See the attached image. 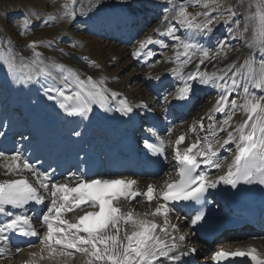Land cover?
I'll return each mask as SVG.
<instances>
[{"label":"snow or ice","instance_id":"obj_1","mask_svg":"<svg viewBox=\"0 0 264 264\" xmlns=\"http://www.w3.org/2000/svg\"><path fill=\"white\" fill-rule=\"evenodd\" d=\"M169 3L171 4L172 0H169ZM188 6H199L205 11L191 13L187 10ZM221 7V0H187V3L181 4L178 9L173 6L175 24L169 21L163 33L154 30L161 37H170L174 42L172 45L174 57L179 63L173 71L182 81V86L177 89L176 99L190 100L193 88L188 80L197 78L201 83H211L220 90L218 99L207 115L210 121L206 129L207 135L203 137L197 135L183 151L179 146L186 140V135L182 134L175 140L173 150L178 165V179L166 182L164 190L160 193H156L153 185H148L146 192L138 193L134 191L137 182L124 177L86 179L81 175L77 177L74 185L70 182H52L47 171L40 172L28 159L22 157L21 150L14 151L10 156L0 151V161H2L0 168L4 169V175H18L21 170H27L39 184V188L35 187L26 177L0 182V214L7 217L6 222L0 223V242L9 240L7 235L9 232H18L23 236H38L37 231L31 226L30 217L19 210L24 209L30 202L43 203L44 198L40 195V189H43L51 196L50 204L42 215L46 232L40 238L43 246L41 253L47 250V258H70L74 253H80L87 258L86 264H163L160 259L162 257L176 264L179 257L172 253L178 245L175 242L176 238L168 232L169 226L173 230L177 228L176 224H170L168 220L171 202L190 201L201 204L206 200L205 194L209 188H215L219 182L230 185L233 189L241 183L255 182L264 185V95H258L253 91V89L264 91V59L260 61L258 68L250 56L238 68L235 64H229L216 72H201L198 77L190 74L187 80L183 73L184 67L192 63L196 52L200 53V64H203L205 60L225 55V49L230 48V45L220 40L216 44L217 51L210 54V49L194 42V36L177 35V32L183 29L187 33H200L208 37L213 31V25L219 22L210 13ZM234 7L230 6L226 11L229 19L239 26L240 20L236 18ZM251 7L250 4L249 8ZM164 11L168 13L169 9L166 8ZM68 14L74 15V13ZM200 16L204 19L198 20ZM165 20H168L167 16ZM244 20V29L237 35L243 36L248 31V23L251 22L253 35L249 47L264 49V0H255V10L248 12ZM25 23L27 24V21ZM228 31L232 33L233 29L229 28ZM146 44H164V40H154L149 36L140 43V49H144ZM28 47L32 49V58L20 57L19 64L18 54L13 53L11 47L7 55L0 57L7 66L9 74L16 75L19 69L28 70L27 75H17V82L27 84L35 76H44L51 80L54 86L47 88L45 95L50 100L59 99V107L68 116L87 117L92 111L93 103L105 107L109 90L105 86L104 79L96 80L92 76L82 79L75 70L59 64L51 66L52 69H59L54 75L41 59V53L36 51V42H30ZM140 54L139 50L133 53L134 56ZM148 55L151 56L152 53L149 52ZM240 77H243L242 84ZM73 86L75 90L66 91ZM238 87L242 88V103H238L239 97L229 99ZM53 92L56 95H50ZM116 95L115 92L111 93L113 99ZM164 100L167 101L168 97L165 96ZM140 106L147 108V105L137 107ZM116 110L128 114L133 112V106L126 100H120ZM237 111H242L246 119L233 126L232 122ZM212 112L223 114L224 119L217 122L213 119ZM203 121L204 117H201L190 130L195 132L197 124L200 129H205ZM221 133H226V138L223 140L219 138ZM74 134L80 135L79 132ZM153 134L155 135V132ZM157 140V143L145 141L146 147L154 155L165 151V141L159 137ZM230 143L235 144V155L227 165V171L215 181H209L204 171H197L200 164L222 168L223 163L220 161L218 151L219 148ZM217 145L219 148L216 147ZM137 195L145 196L149 202L159 198L164 203L157 204L151 213H144V218L132 211L124 212L117 206L120 201L134 199ZM84 207L92 210L84 211L82 215L76 217L75 222L64 218L65 214L74 213ZM204 215V211H197L191 219V224L197 225L204 219ZM148 216L164 217L163 224L148 219ZM129 226H131L130 231ZM179 239L184 240L185 237L180 236ZM2 251L3 249H0V252ZM19 251L18 248L17 252ZM191 251L195 252V249ZM31 255L36 256V253ZM230 257H250L255 264H264V259L256 255L255 248L246 251L221 249L214 253L213 259L222 261ZM44 258L43 255L40 256V259Z\"/></svg>","mask_w":264,"mask_h":264},{"label":"rangeland","instance_id":"obj_2","mask_svg":"<svg viewBox=\"0 0 264 264\" xmlns=\"http://www.w3.org/2000/svg\"><path fill=\"white\" fill-rule=\"evenodd\" d=\"M123 1L124 0H0V57L7 55L9 47H11L12 52L18 54L17 63L19 64L20 57L24 56L25 58H32L33 52L28 45L30 42L35 41L36 51L41 53V59L44 61V64L53 71L54 75H56L59 69H52L51 66L53 64L64 65L66 68H71L79 73L81 78L88 72V74H91L94 78H97L100 75V78L98 77L97 80L103 78L105 81L104 76L107 75L110 78H113L115 83L117 82L119 88L122 87L123 90L121 89L116 93L118 94L119 92L122 93L125 91V93L130 96V101L133 100L132 102H134L144 97L151 98L148 95H153L152 90L147 88L145 85L146 76H144L143 70L145 68L142 67L143 65L141 62L139 63L138 60L136 61V56L133 55V48L136 47L138 39L142 36L144 37L146 33L149 34L150 31L155 32L154 30H159L160 33L161 31L163 33L168 26L169 21L175 24L176 22L173 19L175 11L172 10L173 6L178 9L181 4H186L187 0H172L170 5L168 4L169 0H160L162 3L159 0H155L152 6H156V17L153 16L154 18H151L150 16L148 18L150 15L149 13L152 12L148 13V11H145L147 12V16L144 15V19L140 21H144L148 24V28L146 27L147 29H143L145 25H142L140 26L141 28H139L137 24H130V26H132V30L136 33L133 37H130L131 32L130 30L128 31L127 24L125 25L124 23L126 28H123V31L121 30L123 27V21L121 20L122 14L116 10V7H120ZM125 1H129L128 3L131 5L132 9L130 8L129 10H133L135 6L138 8V6L144 5L143 3L146 0ZM120 2L121 5H119ZM110 3H112V7L115 8L111 9ZM221 3L222 7L220 9L210 13V15L215 16L219 21L213 25V31L210 34L211 37H214V45L212 46V42L210 40L195 39L208 43V47L211 46L209 47L211 53H215L217 51L216 44L220 40L225 41L226 44L230 45V48L225 49V55L219 56L216 59H208L203 64L195 61L194 63L198 64V68L193 72L190 71V67L194 63L189 64L186 68L187 70L185 69V71H188L191 75L208 71L211 67H215L214 69L216 71L224 69L227 65L226 62L231 58V61L235 59L232 64H235V67L237 68L244 63L246 58H249L250 56L255 61L257 68L259 67L260 61L264 59V49L249 47L250 38L253 35L251 22L248 23V31L243 36L237 35L238 32H242L244 29V17L248 12L255 10V0H221ZM87 4H92V7H88V9L92 10V12H87V8L85 7ZM250 4L252 5L251 8H249ZM65 5H68V7H65ZM161 6L168 8L169 12L165 13L164 9L161 11ZM230 6H235L233 10L237 13L236 18L240 20L239 26L235 25V23L229 19V15L226 10ZM98 8H100V12L98 11L99 13L95 11ZM102 8L104 11L101 10ZM110 10L112 11L109 12ZM187 10L191 13L205 11L199 6H188ZM103 12H106V16L108 17V21H101L104 28L102 25L98 27H91L88 25L94 17L99 19ZM221 12L224 14L220 15ZM68 13H74V15H69ZM127 14L128 13L125 11L126 16ZM158 16L159 19H156ZM165 16L168 17L167 21L165 20ZM115 17L120 18V24L117 23V21L112 23ZM131 17L133 16L130 15L129 12L128 18ZM146 19L148 22H151L148 23ZM203 19V16L198 17V20ZM26 21L27 24L25 23ZM224 21L228 22L225 23ZM114 25L118 26V29H113L110 32L111 35H108L110 38L107 37L106 34H103V32H107V28L113 27ZM217 28L220 30H222V28L225 29L224 31L217 32L214 30ZM229 28L233 29L232 33H229ZM123 32L124 34H127L129 38L124 41L116 39V33L122 34ZM190 34L196 36L195 33H185L182 31L177 32V35H181L182 37ZM197 34L202 35L200 33ZM158 37L160 38L161 36L155 32L154 38ZM166 38L169 39L166 40L167 44L163 45L165 48L160 49L155 61L156 63H162L167 57L165 55L171 56L174 53V49L172 47L174 42L170 37ZM241 50L243 51L242 56L238 57V53ZM90 69H95V71L91 73L88 71ZM233 71H235V68ZM135 72H137V74H135ZM18 74L27 75L28 70L19 69ZM18 74H9L3 59H0V128L2 127L4 130H6L10 122L15 124L19 123L21 120L17 127L19 129L26 122L25 116L29 113L31 106L36 103L35 101H37L40 97L42 98V95L45 94V90L47 88L54 86L52 81L46 79L44 76H37L27 84L19 83L17 82ZM64 74L66 75L67 73ZM82 79L85 78L83 77ZM239 80L241 84L244 82L243 77H240ZM249 87L251 88L252 86L250 85ZM238 88L239 90L237 91L239 93H234L233 96H229V99L239 97L238 103H242V88ZM72 90H75V86L66 91ZM253 91H259L262 93V90L260 89H253ZM41 92H44V94L41 95ZM171 92L172 89L170 93ZM213 92L215 93V91ZM216 92L218 91L216 90ZM208 94H202L203 96L201 95L202 100L204 99V101L201 100L198 106L193 109L194 114L188 118V122H190L192 117H194L195 114H197L204 106L206 107L207 104H211L213 102L212 96L216 93L213 95ZM51 104V106L54 107L59 104V101L56 100L54 101V104L53 102H51ZM117 105H119V102L116 106ZM211 114L213 115V113ZM11 115H14L15 117L17 116V118H12L10 117ZM240 115L241 114L238 111L235 118L240 117V119H236L235 123L240 122L241 118L245 114H243L242 117ZM64 126H66V124ZM22 141L20 143H22ZM225 157L228 158V156ZM170 169L171 167H168L166 172L160 176L159 180H163L168 173L172 172ZM11 248L12 246L9 245L2 248L3 251L0 253L2 254L0 255V260L2 257L5 258L6 254L11 253L9 252ZM17 249L18 248H15L13 250L15 253H13L11 257L14 258L16 263H18L17 261L20 259L19 255L21 253L20 251L17 253ZM30 249H32V247ZM22 252L26 251L22 250ZM9 256H11V254ZM84 257L85 256L82 254H79V257L77 258L76 254H74L73 257H70L72 258V261L70 262L71 264H74L75 261L80 262L82 260H86V257ZM74 258L77 259L73 260ZM66 263L69 262H66L65 260L61 261V264Z\"/></svg>","mask_w":264,"mask_h":264},{"label":"bare ground","instance_id":"obj_3","mask_svg":"<svg viewBox=\"0 0 264 264\" xmlns=\"http://www.w3.org/2000/svg\"><path fill=\"white\" fill-rule=\"evenodd\" d=\"M129 2V1H128ZM128 2H126V3H128ZM138 4V3H137ZM92 4H87L85 7L87 8V12L89 13V12H92V10H89L88 9V7H90ZM92 7V6H91ZM156 8V6H152V7H149V6H147V5H145V6H138V8L137 9H135L134 10V15L132 14V16L133 17H131V18H129V21H131V23H134V22H136L137 20H143L144 19V15H146L147 16V12H145V11H148V13L149 12H152V9H155ZM149 9V10H148ZM156 10V9H155ZM130 12L132 11V10H129ZM129 11H126L128 14H129ZM138 11L140 12L141 11V15L139 16L138 15ZM137 12V13H136ZM143 13H146V14H143ZM128 14H127V16H128ZM150 15H151V18H154V17H156V11H155V13H149ZM148 14V15H149ZM154 16V17H153ZM151 18H150V20H151ZM129 21H127L126 20V22H125V25L126 24H130V22ZM146 21H147V19H146ZM106 23V22H105ZM125 25L123 26V27H125ZM121 28V27H120ZM114 29L115 30H117L118 29V27H114ZM151 33V32H150ZM161 33H162V31H161ZM111 35V34H110ZM193 34H190V35H188V36H192ZM194 36V35H193ZM145 37V36H144ZM143 37V38H144ZM196 39H198V40H203V39H200V38H198V37H196V36H194ZM152 38H154V34L152 35ZM159 38V37H158ZM160 38H163V37H160ZM166 38V37H165ZM154 39H156V38H154ZM168 39V38H167ZM195 39V41L194 42H197L198 40H196ZM198 43L199 44H201V45H203L204 47H206V48H208L209 49V47H208V43H206V42H204V41H198ZM140 51V53H141V55H139V56H141V59H143V60H147V59H149V56H148V54L142 49H140V48H137V47H135V48H133V51L135 52V51ZM242 53H243V51L241 50L239 53H238V57H241L242 56ZM210 54H211V52H210ZM167 57H166V59L162 62V63H160L159 64V62H155V64L153 63V64H151L148 68H146V67H144L145 69H143L144 70V75H149L148 76V78L150 79V77H152V76H160V79H161V75H162V73L163 72H167L168 74V80L167 81H162L161 82V84L164 86V89L166 90V92L168 93V92H170L171 91V89H172V92H173V90H175L176 88H179L180 86H182V81L179 79V77L177 76V74L173 71V69H175V68H177L178 67V61H176V59H175V57H174V53L171 55V56H169V55H166ZM24 57V56H23ZM137 57V56H136ZM181 59H183V57L181 58ZM200 59H201V56H200V54H199V52H196L195 53V55L193 56V59H192V63L193 62H198V63H200ZM232 60V58L231 59H229L226 63H227V65H229V64H232V63H234V61H235V59L233 60V61H231ZM156 61V60H155ZM206 61V60H205ZM27 62V61H26ZM168 62H170V63H168ZM142 64V63H141ZM221 66V65H220ZM164 67V68H163ZM188 67V65L187 66H185L184 67V69H183V73H184V76H185V80H187V77H188V75H190L189 74V72L188 71H185V69ZM215 67H211L210 69H208V71L207 72H209V73H212V72H215L216 70L214 69ZM187 70V69H186ZM89 72H91V73H93V71H95V69H90V70H88ZM185 71V72H184ZM97 72V71H96ZM95 72V73H96ZM97 74V73H96ZM135 74H137V72H135ZM195 76H199V74H194ZM87 76H91V74H88V72L87 73H85V76H83L84 78H86ZM100 76V75H99ZM98 76V77H99ZM102 76V75H101ZM170 76V77H169ZM13 77V76H12ZM37 76H35L34 78H36ZM82 77V78H83ZM96 77V76H95ZM98 77L97 78H94V79H98ZM105 77V82H106V85L108 86H106L107 87V89L109 90V93H108V101H107V103H106V105H105V107H103V108H105L108 112H110L111 113V115L110 116H115L116 117V114H115V110L119 107V105H117L116 106V104L120 101V100H123L121 97H119L118 96V94L116 93L117 91H119V90H121L122 89V87L121 88H119V85H117V82L115 83L114 82V79L113 78H110L109 76H107V75H105L104 76ZM100 78V77H99ZM102 78V77H101ZM103 79V78H102ZM14 81V80H13ZM188 83H190L191 85H192V87H193V89H194V92L196 93V95H197V97H200L202 94H215L214 96H212L213 98H212V103L211 104H207L206 105V107L204 106L197 114H195V116L194 117H192V120L190 121V122H193V124H195L201 117H204V125L205 124H207V122H209L210 123V121L207 119V115L209 114V110L210 109H212L213 108V106H214V104H215V102H216V100L218 99V97H219V95H220V90H218L213 84H211V83H209V84H203V83H201L200 82V80L197 78V79H194V80H188ZM175 86V87H174ZM50 87H53V86H50ZM146 87H147V84H146ZM112 90H113V92H115L117 95H116V97H115V99H113V97L111 96V93H112ZM123 90V89H122ZM134 90V89H133ZM216 90L218 91V92H216ZM237 90H239V88H237ZM256 90V89H255ZM135 91V90H134ZM133 91V92H134ZM213 91H215V93L213 92ZM121 93V92H120ZM122 93H124V92H122ZM237 94L239 93L238 91L236 92ZM233 94H234V92H233ZM233 94L231 95V96H233ZM50 95H56V93H50ZM131 95V94H130ZM131 96H133V95H131ZM145 100L146 101V105H147V107L148 108H151L153 105H155V100H153L152 98H149V97H144V98H141V99H139V100H137V101H134V102H129V101H127V103H129V104H132V105H134V106H138V105H145L144 103H143V101L142 100ZM50 99H48V97L44 94V95H42V98H41V103H43V102H47V101H49ZM52 102H53V104H54V101H56V100H51ZM57 101H59V99H57ZM133 101V100H132ZM95 103H93L92 105H91V107L94 105ZM157 105H159V108H160V111H159V114H160V116L162 117V116H164V118L166 117V118H168V117H171L172 116V112H177L178 110H179V108L177 107L178 105H177V103L176 102H174V99L172 98V97H170V96H168V100H167V102L165 103V104H163V105H161L160 106V103H157ZM205 105V104H204ZM32 109L33 108H36V103L31 107ZM47 108V110H48V113H54L55 115H57V116H59V118L60 119H66L67 117H68V115H67V113H65L64 112V110L63 109H61L60 107H59V104L58 105H55L54 107L53 106H50V107H46ZM140 110H142V109H144L145 107H143V106H140V107H138ZM31 109V110H32ZM31 112V111H30ZM238 112V111H237ZM90 113V112H89ZM88 113V114H89ZM213 113V115H212V117H213V119L214 120H216L217 122H219V121H221L222 119H224V116H223V114H221V113H218V112H212ZM239 113L241 114L240 116L242 117V115L244 114H242V112L241 111H239ZM237 114V113H236ZM87 117H88V115H87ZM87 117H80V116H77V119L78 120H76V121H70V122H67V124H66V126H64L65 124H58V126H56L54 129L56 130V132L57 131H60L62 134H69V132L70 133H75L77 130H75V127H77V126H79L78 124H80L82 121L81 120H87ZM236 117V116H235ZM234 117V119H233V126H235V120L236 119H240V117H237V118H235ZM244 119H246V115H244L242 118H241V120H240V122L242 121V120H244ZM32 121H34V123H36L37 122V120L35 119V117H33L32 118ZM117 121H120V119L118 118V120ZM176 122H178V124H176L175 125V127H174V129H172V131H176V133L177 132H181L182 130H185L186 129V127H187V125H188V123H190V122H187L186 124H181V123H179V121L177 120ZM192 124V125H193ZM191 125V126H192ZM31 126H33V125H31ZM191 126L190 127H188L187 128V130H190L191 129ZM164 127V126H163ZM165 128V127H164ZM198 128V124H197V126H196V129ZM105 129H106V131H105V134H111V133H114V131L112 130V128L109 126V125H106L105 126ZM4 130V129H3ZM11 129H7L6 131H10ZM6 131H4V132H1V130H0V133H3L2 135H0V138L1 139H3V141H4V143H5V145L7 146V148H10L11 147V143L10 144H8V140L10 139V137H7L6 136ZM68 131V132H67ZM79 131V130H78ZM80 132V131H79ZM198 133V131H195L194 133H193V137H196V134ZM165 135L166 136H169V137H171L172 139L174 138V135L173 134H171L170 132H169V128H167L166 129V132H165ZM191 135V133L189 132V136ZM205 135H207V131H202V132H200L199 133V136H201V137H203V136H205ZM60 137L61 136H51V135H48L47 134V128L44 126V128H43V131H42V138L38 141V144H35L34 145V151H33V153H32V155H30V149H27V151H26V153H25V156H24V158H28V157H30L31 156V158L33 159V160H31L30 161V163L32 164V165H34V163L36 162V163H38V161L40 160V159H42V161L44 160V157L43 156H39L38 154H37V149L41 152V154H44V152H46V151H54V152H58V151H60L61 150V147H60V144H62V141L60 140ZM169 137H168V139H169ZM224 137H226V133H221L220 135H219V138H222L221 140H223L224 139ZM70 142V144L71 143H75V140H70L69 141ZM100 142H106V141H104V140H101ZM100 144V143H99ZM180 149H181V151H183V149L185 148V144H181L180 146ZM217 148H219V146L217 145L216 146ZM3 146H1L0 147V151H2V152H5L6 153V155H8V156H10L12 153H13V151H7V150H3ZM174 148H172V143H171V147H170V150H171V155L172 154H174V150H173ZM221 152H223V153H221ZM232 155V156H231ZM235 155V144H233V143H230V144H228V145H225L223 148H219V151H218V156H221V158H220V161L221 160H223V157L224 156H228V158L229 159H232L233 158V156ZM224 161V160H223ZM2 161H0V163H1ZM222 163H224V162H222ZM172 166H174L175 167V169L178 167L177 166V164L176 163H172ZM49 168V167H48ZM226 171H227V169H225ZM21 171H24L27 175H31V176H28V180L30 181V182H33V183H36L37 184V187L39 188V184L36 182V178L31 174V172H29V171H27V170H21ZM43 171H47V169H44ZM225 171V172H226ZM225 172H223L222 170H220L219 169V173L221 174V175H223ZM4 173V169L3 168H0V182H2V181H4V180H7V179H12V178H14V174H12V175H10V176H6V175H4L3 174ZM169 177H170V175H168V176H166L165 178H166V182H168V180H169ZM165 182V183H166ZM62 183V182H61ZM165 183L163 182V181H158V180H151V179H144V181H141L140 182V186L137 188V190H142V191H145L146 189H147V186L148 185H153L157 190H162L163 189V187L165 186ZM40 191H41V194H43L44 196H45V199H47V204L49 205L50 204V201H51V196H50V193L48 192V191H46V190H43V189H40ZM141 202H143V200H137V201H133V202H129V203H122V210L125 212L127 209L129 210V211H133L134 210V208H137L138 206H139V204L141 203ZM152 203L154 204V207H155V205H156V201H152ZM143 213V212H142ZM150 216H148V218H149ZM31 218H32V220H36V218H35V216L34 215H31ZM143 218H144V215H143ZM157 223H160V224H163V223H161V222H157ZM129 230V229H128ZM131 230V229H130ZM129 230V231H130ZM159 233V232H158ZM157 233V234H158ZM191 239H192V237H191ZM177 240H180V239H178L177 238ZM188 237H187V239L185 240V241H181L180 242V244L178 245V247H180L178 250H176L175 252H174V254L176 255V256H178V257H180V259L176 262V264H190V261H189V259H187V255L186 254H184L185 256H180V253L181 252H184V253H189L190 252V247H188L187 246V244H188ZM232 241V240H231ZM1 244V246H3V245H5V243L3 244V243H0ZM36 243L35 242H33V243H30L29 245H31V247H32V249H31V251L28 253V252H21L20 253V255H19V260L17 261L18 263H16V261L14 260V258H11L12 257V255H13V253H15L13 250L16 248V247H12L11 248V253H9V254H6L5 255V258L4 257H2L1 258V260H0V264H22V262H23V260L24 259H28L32 264H61V261L62 260H56V259H49V258H47L48 257V253H47V250H45L43 253H41V248L43 247L42 246V244H39V243H37L36 245H35ZM231 244H233V248L232 249H234V250H237V249H249V248H251L252 246L251 245H249V243H248V240L246 241V239L245 240H243V239H241V240H239V241H232V242H222L220 245H217L218 247H230L231 246ZM241 244V245H240ZM28 245V246H29ZM30 247V248H31ZM255 249H256V251H260V252H262L263 253V255H264V244L263 245H261V246H257V247H255ZM207 250H208V245H206V244H203V246L200 248V251H199V254H206V252H207ZM32 253H36V256H32L31 254ZM3 254H5V253H3ZM11 254V256H9ZM41 255H43L45 258L44 259H40V256ZM84 256V255H83ZM161 259V261L163 262V264H172V262H166V261H164L163 260V257L162 258H160ZM54 260H56V261H54ZM19 261H20V263H19ZM199 264H207V262H204V259L203 260H199V262H198ZM66 264H68V263H66ZM74 264H86V260H82V261H80V262H74Z\"/></svg>","mask_w":264,"mask_h":264},{"label":"water","instance_id":"obj_4","mask_svg":"<svg viewBox=\"0 0 264 264\" xmlns=\"http://www.w3.org/2000/svg\"><path fill=\"white\" fill-rule=\"evenodd\" d=\"M195 67H196V66H194V68H195ZM194 68H193V69H194Z\"/></svg>","mask_w":264,"mask_h":264}]
</instances>
